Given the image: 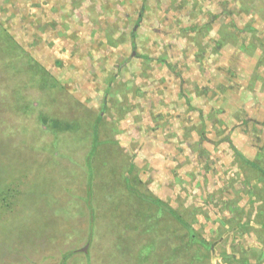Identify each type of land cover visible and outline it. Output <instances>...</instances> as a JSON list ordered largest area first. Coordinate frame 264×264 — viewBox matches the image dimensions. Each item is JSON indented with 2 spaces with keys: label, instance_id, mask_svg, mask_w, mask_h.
<instances>
[{
  "label": "rangeland",
  "instance_id": "rangeland-1",
  "mask_svg": "<svg viewBox=\"0 0 264 264\" xmlns=\"http://www.w3.org/2000/svg\"><path fill=\"white\" fill-rule=\"evenodd\" d=\"M40 114L82 124L55 144ZM95 119L123 132L86 164ZM244 159L264 169V0H0V264H264Z\"/></svg>",
  "mask_w": 264,
  "mask_h": 264
},
{
  "label": "trees",
  "instance_id": "trees-1",
  "mask_svg": "<svg viewBox=\"0 0 264 264\" xmlns=\"http://www.w3.org/2000/svg\"><path fill=\"white\" fill-rule=\"evenodd\" d=\"M193 27H196V26H193ZM28 62H30L28 65L30 67L29 69H30L31 73H33L32 76H35V73L37 72V74L40 75V77L37 79V81L41 79V80H43L42 83H44V78L42 77V75L44 74V68L42 66H40L39 64H34V62H31V60H28ZM115 94L116 93L113 92V95H115ZM23 96L25 97V95H23ZM20 97H22V96L21 95L20 96H14V98H15V99H13L14 102L12 104H10V106H9L10 109L11 108L13 109L12 111L16 110V107H17L16 105H18L20 101H24V106H22L24 108H28L30 110V109H32V107L33 108L35 107L34 104H30L31 103L30 100L28 101V103H25V98L21 100V99H19ZM36 101H37V103H36L37 105H41L42 102H40L39 100H36ZM14 103H15V105H14ZM26 104H28V105H26ZM103 109H105V108H103ZM39 118H40V120L43 121L42 125L46 126L45 130L44 129L43 130L45 132L51 133L53 135V140L52 141H54L55 144H56V140H58V138L56 136L58 132H63V131H66V130H74V129H75V132H77L78 129H80V125L82 124L79 120H74V122H73L74 124H70L68 121H66L64 119H61V118H58V117L57 118L48 117V116H46L44 114H40ZM84 124L87 125V129H88L87 132L89 133V134L86 133L84 135V137L81 138V140L87 145V149H88V151L86 152V156H85L86 164L87 163H92V162L94 164V159H96V158H93V156L97 155L98 158L101 157L103 159L104 156L103 155L100 156V154H101L102 150L104 149L105 144H109L110 142H112L113 139H111V138H113V136L119 135L120 133L123 132V130H122L121 127H118V125H116V123H114V125L111 128L110 132H106V134H105L106 138L100 140L99 137H98V133H97L98 128H99V124H100L99 119H95V121L93 123H89V124L84 123ZM70 135H71L70 136L71 145L78 144V142L80 143V141H79L80 139L77 140L76 137L73 138V134H70ZM80 137H82V136H80ZM104 161H105L104 164H106V165H107V163H110V160H108V159H106ZM244 161L246 163H248L250 166L257 168L260 171V173L262 174V176L264 177V169L263 168L258 166V164L254 163V162H250V161H248L246 159H244ZM113 166H114L113 164H110V168L113 167ZM92 168H93V166H92ZM92 171L90 172V170H89L88 173H87L88 174L87 177H88V182L89 183H91V181H92V177H93ZM124 181H125L124 184L126 186L127 191L134 192V189L132 188V186L130 184V181L128 179H126V178H124ZM90 190H91L90 188H88V187L86 188L87 193ZM88 203H91V202L88 201ZM158 206L160 208L161 203H158ZM64 212H65V210H64ZM173 213L174 212H172V214ZM174 216L176 217L177 220L180 221V218L178 217L177 214L176 215L174 214ZM180 223H182L183 225L186 226V228H188L187 224L185 222H183L182 220L180 221ZM188 231H189V234H190V238L193 239V233H192L193 231L191 229H188Z\"/></svg>",
  "mask_w": 264,
  "mask_h": 264
},
{
  "label": "crops",
  "instance_id": "crops-1",
  "mask_svg": "<svg viewBox=\"0 0 264 264\" xmlns=\"http://www.w3.org/2000/svg\"><path fill=\"white\" fill-rule=\"evenodd\" d=\"M252 162H254V163H255V161H252ZM64 213H67V212L65 211ZM87 236H89V235H87Z\"/></svg>",
  "mask_w": 264,
  "mask_h": 264
}]
</instances>
